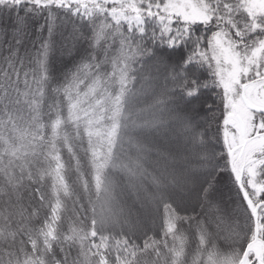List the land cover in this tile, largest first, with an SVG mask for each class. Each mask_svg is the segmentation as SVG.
<instances>
[{"label":"snow or ice","instance_id":"6c2138e0","mask_svg":"<svg viewBox=\"0 0 264 264\" xmlns=\"http://www.w3.org/2000/svg\"><path fill=\"white\" fill-rule=\"evenodd\" d=\"M0 264H264V0H0Z\"/></svg>","mask_w":264,"mask_h":264}]
</instances>
